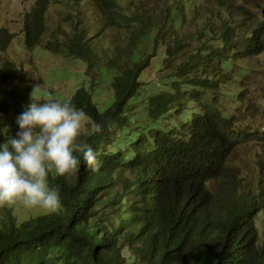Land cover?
<instances>
[{
    "label": "trees",
    "instance_id": "obj_1",
    "mask_svg": "<svg viewBox=\"0 0 264 264\" xmlns=\"http://www.w3.org/2000/svg\"><path fill=\"white\" fill-rule=\"evenodd\" d=\"M64 1L66 30L58 18L48 31L47 1L34 3L23 19L25 47L48 32L44 49L80 59L92 75L64 98L2 63L0 142L15 134L34 88L37 102L70 100L101 125L77 137L99 167L81 160L75 173H49L61 196L56 212L19 221L5 211L0 264H264V160L254 183L230 157L257 131L239 127L223 101L245 98L234 75L264 48V18L234 19H248L240 0ZM111 28L123 41L104 46ZM11 38L0 29V52ZM145 68L167 69L159 91L140 79ZM101 78L111 91L104 101Z\"/></svg>",
    "mask_w": 264,
    "mask_h": 264
},
{
    "label": "rangeland",
    "instance_id": "obj_2",
    "mask_svg": "<svg viewBox=\"0 0 264 264\" xmlns=\"http://www.w3.org/2000/svg\"><path fill=\"white\" fill-rule=\"evenodd\" d=\"M36 1L0 0V29L8 31L12 35L5 51L0 52V66L4 62L13 61L16 69L21 71L22 75L37 88L67 98L76 87L81 85L84 73L88 71L90 76L92 74L90 70H87L85 62L80 59L69 57L65 52L54 53L44 49L43 45L47 40L48 32L43 35L40 45H36L32 49L25 47L23 19ZM46 1L45 18L48 31L51 29L49 24L51 22L56 23L58 18L61 20V28L66 30L69 26L62 19L64 17L63 11L68 8L67 3L64 0L61 2L58 0ZM43 2L46 4L45 0ZM239 3L246 10L248 19L245 20V18L236 15V12L233 13L234 19L250 23L264 18L261 13L262 0H240ZM123 37L124 31L111 28L106 38L103 39L104 46L109 45L110 39L123 41ZM212 44L220 45V42L215 41ZM101 53L102 55L107 54L106 52ZM241 66L247 67L248 70L244 73L240 72L238 76L234 75V77H237L235 81L244 89L245 99L235 101L230 96H224L223 101L228 103L226 104L229 111L234 114V119L238 122L239 127L245 130L257 131V138H254L253 134H246L248 138L230 154V157H233V162H237L240 166H244L251 171L250 181L255 183L261 179L256 162L264 160V132L261 133L264 130V48L261 50L258 48L249 58L240 60L238 67L233 65L232 68L237 67V69H240ZM166 72V68L159 73L156 68H145L140 79L149 85L150 92L159 91L163 85L160 76L165 75ZM99 80L102 83V89L99 90L98 96L104 101L111 94L109 80L104 78ZM0 85H2L1 80ZM90 122L82 125L79 137L91 131ZM7 210H11L19 221L47 212L39 207L27 208L20 202H15L0 205V217Z\"/></svg>",
    "mask_w": 264,
    "mask_h": 264
},
{
    "label": "clouds",
    "instance_id": "obj_3",
    "mask_svg": "<svg viewBox=\"0 0 264 264\" xmlns=\"http://www.w3.org/2000/svg\"><path fill=\"white\" fill-rule=\"evenodd\" d=\"M33 93L34 88L30 102L15 117V134L0 142V205L20 202L27 208L56 212L62 207L61 196L49 184V173H75L81 160L96 171L99 160L90 145L77 142L82 125L90 121L86 112L70 100L37 102ZM90 128L101 131L96 121L90 122Z\"/></svg>",
    "mask_w": 264,
    "mask_h": 264
},
{
    "label": "water",
    "instance_id": "obj_4",
    "mask_svg": "<svg viewBox=\"0 0 264 264\" xmlns=\"http://www.w3.org/2000/svg\"><path fill=\"white\" fill-rule=\"evenodd\" d=\"M261 13H262V15L264 16V0L262 1Z\"/></svg>",
    "mask_w": 264,
    "mask_h": 264
}]
</instances>
